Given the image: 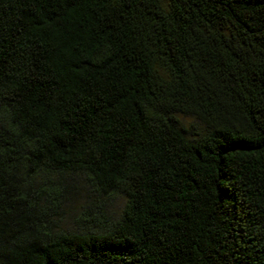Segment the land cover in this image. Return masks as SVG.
I'll return each instance as SVG.
<instances>
[{
    "label": "trees",
    "instance_id": "16d2710c",
    "mask_svg": "<svg viewBox=\"0 0 264 264\" xmlns=\"http://www.w3.org/2000/svg\"><path fill=\"white\" fill-rule=\"evenodd\" d=\"M0 264H264V0H0Z\"/></svg>",
    "mask_w": 264,
    "mask_h": 264
},
{
    "label": "rangeland",
    "instance_id": "374dc122",
    "mask_svg": "<svg viewBox=\"0 0 264 264\" xmlns=\"http://www.w3.org/2000/svg\"><path fill=\"white\" fill-rule=\"evenodd\" d=\"M192 123V119H185L187 128ZM37 188L39 191L53 194L55 198H57L55 194H60L58 226L72 232L97 231L105 228L108 222L121 214L125 205V199L121 195L107 201L103 200L90 188L84 175H47L39 178ZM46 198L47 194H41V203H45ZM53 217L55 218V215Z\"/></svg>",
    "mask_w": 264,
    "mask_h": 264
}]
</instances>
